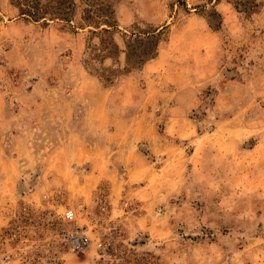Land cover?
<instances>
[{"label": "rangeland", "instance_id": "obj_1", "mask_svg": "<svg viewBox=\"0 0 264 264\" xmlns=\"http://www.w3.org/2000/svg\"><path fill=\"white\" fill-rule=\"evenodd\" d=\"M73 1L0 0V264H264V0Z\"/></svg>", "mask_w": 264, "mask_h": 264}, {"label": "trees", "instance_id": "obj_2", "mask_svg": "<svg viewBox=\"0 0 264 264\" xmlns=\"http://www.w3.org/2000/svg\"><path fill=\"white\" fill-rule=\"evenodd\" d=\"M40 0H10V4L16 9L17 13L28 19L38 21L40 19H53L58 18L70 23L75 15V3L73 0H64L58 2L56 10H50L49 6H42L39 2ZM243 3H241L242 5ZM238 6V5H237ZM257 4L255 2H244L243 11H252ZM83 19V15H81ZM88 66V62H86Z\"/></svg>", "mask_w": 264, "mask_h": 264}, {"label": "built area", "instance_id": "obj_3", "mask_svg": "<svg viewBox=\"0 0 264 264\" xmlns=\"http://www.w3.org/2000/svg\"><path fill=\"white\" fill-rule=\"evenodd\" d=\"M74 213L75 212L72 208H67L64 211V217L72 219L74 217ZM62 239L66 241L73 250H83L91 244L89 238L77 229L63 233ZM96 245L98 247L101 246V242H97Z\"/></svg>", "mask_w": 264, "mask_h": 264}, {"label": "crops", "instance_id": "obj_4", "mask_svg": "<svg viewBox=\"0 0 264 264\" xmlns=\"http://www.w3.org/2000/svg\"><path fill=\"white\" fill-rule=\"evenodd\" d=\"M161 58V53L160 52H158L157 53V55L155 56V59H150V60H148V61H146L145 63H143V66H142V71L144 72V73H147V72H149V71H152V69H157V68H153V66L155 65V63H156V60H158V59H160ZM154 67H156V66H154ZM190 69V70H189ZM191 71H193V66H188V67H186V66H184V68L182 69V73L180 74L181 76L180 77H184V78H187V77H189L190 75V73L189 72H191ZM196 71L199 73L200 72V70L199 69H197L196 68ZM88 72V71H87ZM88 74L89 75H91V76H95L94 74H92V73H90V72H88ZM192 75V74H191ZM98 98H97V100H99L100 99V97H102V95L100 94V96H97ZM102 109V108H101ZM98 111V110H97ZM98 114L100 115V114H102V111L100 110L99 112H98Z\"/></svg>", "mask_w": 264, "mask_h": 264}]
</instances>
